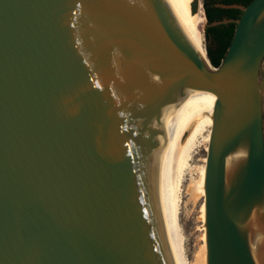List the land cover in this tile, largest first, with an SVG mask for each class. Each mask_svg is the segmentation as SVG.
Returning a JSON list of instances; mask_svg holds the SVG:
<instances>
[{
  "label": "water",
  "instance_id": "1",
  "mask_svg": "<svg viewBox=\"0 0 264 264\" xmlns=\"http://www.w3.org/2000/svg\"><path fill=\"white\" fill-rule=\"evenodd\" d=\"M191 1L0 0V264H179L174 158L201 90L205 264H264V0L229 5L216 67Z\"/></svg>",
  "mask_w": 264,
  "mask_h": 264
},
{
  "label": "bare ground",
  "instance_id": "2",
  "mask_svg": "<svg viewBox=\"0 0 264 264\" xmlns=\"http://www.w3.org/2000/svg\"><path fill=\"white\" fill-rule=\"evenodd\" d=\"M191 1L189 10V40L193 48L198 52L200 57L208 64L206 57L203 28L207 22L203 0H196L198 9L192 12ZM215 97L208 91L201 90L199 104L189 119L179 144L176 149L174 158V220H175V235L179 264H187L185 254L184 237L179 223V206L181 202L182 182L186 174H190V181L187 185V192L192 198L197 196L204 197V176H205V162L208 142L210 137V130L212 125V114ZM232 163H230L231 167ZM229 168V167H228ZM195 173V175H193ZM188 177V176H187ZM183 197V196H182ZM204 201L201 204L200 215L204 222ZM251 230H250V245L253 254L257 252V240L259 233L256 228V218L254 213L250 216ZM205 234L204 244L198 253V264H205Z\"/></svg>",
  "mask_w": 264,
  "mask_h": 264
},
{
  "label": "trees",
  "instance_id": "3",
  "mask_svg": "<svg viewBox=\"0 0 264 264\" xmlns=\"http://www.w3.org/2000/svg\"><path fill=\"white\" fill-rule=\"evenodd\" d=\"M251 0H203L204 13L206 17V51L210 63L219 66L232 39L235 30V19L239 18L241 9L229 6L231 4L247 5ZM222 19H233L232 21L219 22Z\"/></svg>",
  "mask_w": 264,
  "mask_h": 264
},
{
  "label": "rangeland",
  "instance_id": "4",
  "mask_svg": "<svg viewBox=\"0 0 264 264\" xmlns=\"http://www.w3.org/2000/svg\"><path fill=\"white\" fill-rule=\"evenodd\" d=\"M206 26V23L205 25ZM205 29L203 28L204 44L206 45ZM264 105V99H263ZM195 175V173L193 174ZM188 176V177H187ZM190 174H186L182 182L181 202L179 206V223L184 237L187 264H198V253L204 244L205 227L200 208L204 197L192 198L187 192ZM183 196V197H182Z\"/></svg>",
  "mask_w": 264,
  "mask_h": 264
},
{
  "label": "flooded vegetation",
  "instance_id": "5",
  "mask_svg": "<svg viewBox=\"0 0 264 264\" xmlns=\"http://www.w3.org/2000/svg\"><path fill=\"white\" fill-rule=\"evenodd\" d=\"M264 72V64H263V68H262V72L261 73H263ZM263 113H264V105H263Z\"/></svg>",
  "mask_w": 264,
  "mask_h": 264
}]
</instances>
